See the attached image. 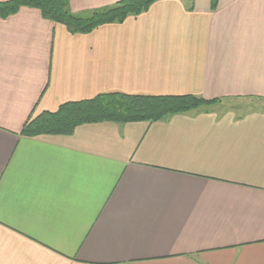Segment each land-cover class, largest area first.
I'll list each match as a JSON object with an SVG mask.
<instances>
[{
  "label": "crops",
  "instance_id": "obj_1",
  "mask_svg": "<svg viewBox=\"0 0 264 264\" xmlns=\"http://www.w3.org/2000/svg\"><path fill=\"white\" fill-rule=\"evenodd\" d=\"M112 93L234 105L21 135ZM0 264H264V0H159L89 34L0 17Z\"/></svg>",
  "mask_w": 264,
  "mask_h": 264
},
{
  "label": "trees",
  "instance_id": "obj_2",
  "mask_svg": "<svg viewBox=\"0 0 264 264\" xmlns=\"http://www.w3.org/2000/svg\"><path fill=\"white\" fill-rule=\"evenodd\" d=\"M157 1L159 0H120L112 6L81 15L70 11L69 0H9L0 3V17L13 14L20 8H32L38 10L44 19L64 26L71 34H89L100 26L121 24L129 17H137ZM216 102L217 100L208 101L190 95L102 94L89 100L63 104L54 112H42L30 117L23 126L21 135L69 136L81 125L103 122L155 123Z\"/></svg>",
  "mask_w": 264,
  "mask_h": 264
},
{
  "label": "rangeland",
  "instance_id": "obj_3",
  "mask_svg": "<svg viewBox=\"0 0 264 264\" xmlns=\"http://www.w3.org/2000/svg\"><path fill=\"white\" fill-rule=\"evenodd\" d=\"M217 103V105H216V108H230V107H232L234 104V101L233 102H231L230 100H224V101H217L216 102ZM215 103V104H216ZM254 105H255V107H252V108H255V109H260L259 107H261L260 105L262 104V103H260V102H254L253 103ZM246 109H250V107H248V108H246Z\"/></svg>",
  "mask_w": 264,
  "mask_h": 264
}]
</instances>
